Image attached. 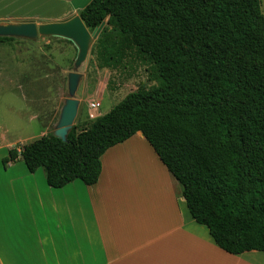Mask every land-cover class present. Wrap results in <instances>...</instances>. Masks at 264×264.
Wrapping results in <instances>:
<instances>
[{"label":"trees","instance_id":"obj_1","mask_svg":"<svg viewBox=\"0 0 264 264\" xmlns=\"http://www.w3.org/2000/svg\"><path fill=\"white\" fill-rule=\"evenodd\" d=\"M260 0H90L78 13L99 68L131 55L156 84L127 93L63 142L48 132L16 145L46 184L94 185L101 156L140 132L181 185L189 214L229 254L264 253V13ZM20 38L0 37V44ZM71 43L70 41L66 40Z\"/></svg>","mask_w":264,"mask_h":264},{"label":"crops","instance_id":"obj_2","mask_svg":"<svg viewBox=\"0 0 264 264\" xmlns=\"http://www.w3.org/2000/svg\"><path fill=\"white\" fill-rule=\"evenodd\" d=\"M74 2L0 0V8L35 4L63 20L83 8ZM0 49L13 51L0 59V86H20L16 90L25 103L23 110L0 113L1 158L48 133L61 107L57 111L46 87L45 57L55 60L46 53L48 43L8 42ZM30 51L37 53H23ZM33 128L35 139L27 142L25 133ZM101 165L94 185L76 179L61 188L49 187L41 170L29 172L21 160L0 166V264H264L263 252L235 255L215 244L140 132L110 147ZM159 175L168 188L150 186Z\"/></svg>","mask_w":264,"mask_h":264},{"label":"rangeland","instance_id":"obj_3","mask_svg":"<svg viewBox=\"0 0 264 264\" xmlns=\"http://www.w3.org/2000/svg\"><path fill=\"white\" fill-rule=\"evenodd\" d=\"M75 1L74 5L84 7L90 0ZM260 2L261 12L264 13V0H260ZM51 12V10H41V8L35 4L22 8H15L12 6L4 7L0 8V23L33 21L36 24H41L58 21L54 19ZM10 43H48L51 49L46 50V53L51 54L55 60L52 62L48 57H45L47 74H50L46 87L55 98V104L58 107L57 111L62 107L64 100L68 97L67 74L71 71H76L81 74L79 85L75 93V98L79 101V109L73 124L76 125L78 130L85 128L93 120L92 117L88 115L89 107H87V105H89V103L93 105L96 101L100 102L101 100V107L98 108L97 111H93L96 112L97 116H101L110 111V109H112L127 93L138 89H148L156 84L152 76L151 64L148 61H141L134 55L128 56L123 61L122 65L116 69L99 68L95 55L91 54L89 50L85 61L75 70L74 60L76 57V48L73 43H69L65 39L57 37H38L35 40L17 39ZM11 53H13V51L0 49V59L5 60ZM23 53H37V51ZM16 87L18 88L20 86L7 83L0 86V113L8 114L12 109H24L25 103L22 101V97L16 90ZM56 121L57 116L54 121H52L49 132H53L55 129ZM35 130V128L29 129L28 132L25 133V139L28 140L27 142L35 139L33 138ZM5 155H7V152L4 156ZM2 157L0 158V166L4 169L1 163ZM37 170L42 171V168H38ZM150 183L152 188L156 187L159 190L169 187L160 175L157 178V183L153 178H151Z\"/></svg>","mask_w":264,"mask_h":264},{"label":"water","instance_id":"obj_4","mask_svg":"<svg viewBox=\"0 0 264 264\" xmlns=\"http://www.w3.org/2000/svg\"><path fill=\"white\" fill-rule=\"evenodd\" d=\"M105 25L102 22L92 32L85 27L78 15L69 18L36 24L33 21L0 23V37H13L35 40L38 37H57L70 41L76 48L74 69L76 70L85 61L92 43L96 40L101 29ZM81 74L71 71L67 74L68 97L61 107L59 118L53 135L61 141H67V134L72 128L78 114L79 101L75 98Z\"/></svg>","mask_w":264,"mask_h":264},{"label":"built area","instance_id":"obj_5","mask_svg":"<svg viewBox=\"0 0 264 264\" xmlns=\"http://www.w3.org/2000/svg\"><path fill=\"white\" fill-rule=\"evenodd\" d=\"M99 107H100V102H99V101H96L95 103H93V105H91V106L89 107L88 115H89L90 117H92V119L98 117V116L96 115V112H93V111H97V109H98Z\"/></svg>","mask_w":264,"mask_h":264}]
</instances>
